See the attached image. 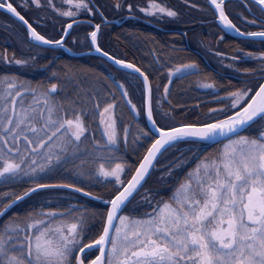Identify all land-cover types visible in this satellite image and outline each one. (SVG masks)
Instances as JSON below:
<instances>
[{
  "label": "snow or ice",
  "instance_id": "6c2138e0",
  "mask_svg": "<svg viewBox=\"0 0 264 264\" xmlns=\"http://www.w3.org/2000/svg\"><path fill=\"white\" fill-rule=\"evenodd\" d=\"M206 3L221 32L258 44L259 50L237 45L231 56L215 53L221 63L231 61L226 66L235 69V83H220L195 60L173 63L174 47L167 54L154 47L147 65L118 58L102 44L112 21L99 0H0V10L20 23L26 46L71 52L65 47L71 37L117 72L126 70L117 79L65 63L63 76L53 71L46 79L55 82L46 83L0 67V264H264V0H242L248 14L259 9L251 19L245 13L234 19L226 0ZM111 7L132 17L180 15L163 0L144 6L113 0ZM31 9L44 15H28ZM48 21L55 36L46 31ZM58 21L66 22L57 27ZM78 28L85 30L73 35ZM38 59L4 49L0 65L23 69ZM249 62L256 66L236 68ZM153 65L167 75L159 96ZM186 76L211 90L214 106L177 117L168 99L171 82ZM141 115L146 123H133ZM201 146L210 150L202 153ZM166 153L171 159L160 164ZM154 171L157 181H171L166 196L145 187ZM138 193L133 207L145 210L134 214L128 209ZM79 198L101 206L72 202Z\"/></svg>",
  "mask_w": 264,
  "mask_h": 264
},
{
  "label": "trees",
  "instance_id": "16d2710c",
  "mask_svg": "<svg viewBox=\"0 0 264 264\" xmlns=\"http://www.w3.org/2000/svg\"><path fill=\"white\" fill-rule=\"evenodd\" d=\"M133 4H139L141 6H144L146 3V0H130ZM163 2H175L170 0H163ZM100 3V2H99ZM113 3V0H107V10L109 13H106L108 18H112V14L114 11H116L114 8L111 7ZM207 12L210 13L208 10L209 7L206 6ZM127 13V10H124ZM28 15L36 16V15H44L43 12H36V10L31 9L28 11ZM10 14H6L4 11L0 10V45L1 43H12V39L10 38V35L8 33L9 25L10 27H17L19 29L20 24L14 19L11 18ZM148 18L154 22L156 21L153 17H145ZM192 21V19L187 20ZM66 22V21H60V23ZM182 22V21H181ZM169 24V23H168ZM167 24V25H168ZM211 24L214 25L215 29L218 30L219 27L213 22ZM137 25H143V26H149L146 23H142L139 21H136L132 18H126L121 24H113L111 26L107 27L105 26V32L107 33L106 39L110 45L113 46L111 48V52L114 54H117L118 58H123L125 55L127 59L129 60H135L138 64H150L153 60V57L150 55L153 48L160 49L161 46H163V52L165 54L168 53L169 49H166V41L164 39L166 32H161L160 30H155V28H150L152 30H142L139 31V29H136ZM208 24H199L195 27L191 28V31L187 34V39L189 41V46L185 49L186 52L182 48H175L176 51L173 52V63H182L186 60H195L200 67L204 70L205 73L212 74L220 83H226L228 80H232L234 83L237 79V73L235 69L227 67L226 63H221L219 59L216 58L215 53L216 52H225L227 54L230 53L229 47L225 45V43H228V39L230 38L228 35L223 38L222 40L218 41L217 37L215 35L211 36V39L209 38H203L205 33V29H201V26H205L207 29L209 27ZM148 29V28H147ZM206 29V30H207ZM19 29V33H20ZM77 30H85L83 28H78ZM15 31V30H14ZM22 31V30H21ZM144 31H151L156 36L154 37L151 32H144ZM209 31L212 32V29L210 28ZM218 32H216V35ZM124 41V43L122 42ZM182 42H178L175 39L173 41L178 42V44H183V39L181 37ZM69 41V38H68ZM67 41V42H68ZM236 44L239 45L242 48H247L248 50H259L258 45H251L252 43L250 41H246L243 38H236ZM123 43V44H122ZM251 43V44H249ZM72 50L75 51H81L85 50L82 46H76L73 47ZM172 48V47H171ZM211 49V51L209 50ZM1 51V48H0ZM45 51H51L49 48H45ZM204 56H202V54ZM234 54L233 52H231ZM213 55V56H212ZM92 60L94 62H92ZM96 61H99L97 63ZM67 63L71 66H74L77 70L79 69H90L95 74H107L108 72H113L117 74V79H120L123 77L126 73L125 70H120L117 72V68L114 67L112 64H110L108 61L102 60L100 56L94 55V54H83V55H70L67 53H64L61 56V60L59 62L54 63L51 67H48L45 72V77L43 80H45L46 83L55 82L53 80L46 79L50 76V74L55 71L58 76H63L64 73V67L63 65ZM256 65L254 63H238L236 64V68H242V67H255ZM0 67L8 68V69H21L18 66H6V65H0ZM37 67V65H30L27 68H23L22 70H33L32 68ZM153 67H157L153 65ZM36 71V70H34ZM231 72V73H230ZM231 74V75H230ZM234 74V75H233ZM91 78V77H89ZM154 78H158L160 81V89L157 95L161 94L163 92V83L168 82L167 81V75L164 69H159L157 67L156 73H154ZM32 80V79H29ZM133 91V102L137 104L139 107L141 105V100L139 96L135 93V90ZM154 91H155V84H154ZM211 90L208 89H201L197 86L195 83V76H186L183 78H173V81L171 82V88H170V94L168 99L171 100L172 104L171 107L177 109L176 115L179 117L181 113L183 112H190L192 115H195V111L200 110L202 111L204 108L212 107L211 103H209L210 95L209 93ZM58 96H63V93H58ZM200 102L202 104L201 109H195L194 106L197 104V102ZM162 105L165 109L169 107L167 101H162ZM119 112L123 114V117L125 121L129 119V110L124 107L123 105L120 106L118 109ZM157 119H160L159 114H157ZM91 120V117H86V123ZM139 122L141 126L145 124V119L143 115L137 116L136 120L133 122ZM96 129V124H92V130L89 131L88 135L92 136L93 132ZM99 132H95L96 136H99ZM129 143H131V137H129ZM171 149L169 150V152ZM128 156L130 159L134 158V154L131 152L128 153ZM169 153L165 154L164 158H161L160 164H164L166 160L170 159ZM160 176V172L152 173V175L148 178L145 187H154V183L157 180V177ZM161 182V181H157ZM3 189H0L2 191ZM93 191H102L100 188L93 189ZM141 192H143V189H141ZM139 198V193L137 194V197L133 198V201L131 204H129V209L132 210L135 214L139 211H144L145 209L139 208V207H133L136 204V200ZM74 203H85L88 207H100L101 204L98 201H90L87 198H79L77 200L72 201ZM16 209H13L15 211ZM126 210V211H128ZM8 215H11V212L8 213ZM4 219H7V217H4Z\"/></svg>",
  "mask_w": 264,
  "mask_h": 264
},
{
  "label": "flooded vegetation",
  "instance_id": "af4514ba",
  "mask_svg": "<svg viewBox=\"0 0 264 264\" xmlns=\"http://www.w3.org/2000/svg\"><path fill=\"white\" fill-rule=\"evenodd\" d=\"M170 1H175V2H169V4H168V2H166V4L168 6L174 8L175 10H177L180 13L178 18L174 19V18L165 17L163 19H159V18L153 17L156 21H158V22H154L148 18H145L146 16H144V14H142V13H139L138 11L135 13V16L132 17V16H129V14L126 13L124 10L123 11H117L116 10L111 15L112 18H108L110 21H112V23L108 24V26H111L113 24H116V25L121 24L126 18L130 17L136 21L146 23L149 25L148 27L143 26V25H137L136 29H139V31L152 30V29H149V27H150L153 29L155 28V30H160L161 32H166V35L164 37V39L166 41V46H165L166 49H170L171 47L182 48L184 50V52H186L185 49L189 46V41H188L186 36L189 33V31H191V28H193V26L195 27L196 25H199V24H205L206 25V23H207L208 24L207 26L209 27V29L210 28L212 29V32L209 31V29H207L205 26H201L200 28L205 29V33H207L206 35H204L203 38L211 39V36H213V35H215L216 37L222 36L223 38H225L228 35L230 38L228 39V43L227 44L225 43V45H227L229 47V49L232 50V51H230V53L228 55L231 56V55L235 54L233 49L235 48L234 44H236V42H237L236 38H238V37L235 35L229 34L226 31H224V32L220 31V26L218 25V22L215 21V18L212 15L211 11H210V13L207 12L206 6H208V7H210V6L206 3V0H189V3H196L201 8L205 9V11H199L197 9H193V8L187 6L183 3V0H170ZM99 2H100V4L104 5L105 12L109 13L107 10V4H106L107 0H99ZM226 7H227L228 11L233 14L234 19H235V13H245L249 16V19L252 18L253 14L255 16L260 15L259 10L257 9L258 7H255V6H253L252 14H248L246 12V9H244L242 7V0H226ZM11 18H13V17H11ZM190 19H192V21H190V22L187 21ZM95 22H99V21L97 20V21H94V23ZM211 22L212 23L214 22L219 27V29L216 30L214 25L211 24ZM59 23H60V21L57 22V27H59ZM19 27H20L19 29H21V26H19ZM106 27H107V25H106ZM241 27L243 30H249V31L257 30L256 28H246L244 25H241ZM7 29H8V33L10 35V38L12 39V43H10V42L9 43L5 42L3 44L1 43L0 54L3 53L4 49H7L9 56H11L12 53L14 52L16 54V57H18V58L23 57V56H28V55H39L40 56V59H38L36 64H35V65H37V67L32 68L33 70H31V71L28 69L22 70V69H8V68H6L10 71H17L25 79H32V81H34V82L43 80L45 77L44 74L46 71L42 70L39 67V65L48 63V61L51 60L53 57L58 58L53 62V64L56 62H59L61 60V56L64 53H66V51L63 48L53 49V48H50L48 46H45L44 48H36L34 45L26 46V42L23 40V38L21 36V32H22L21 30L22 29L20 30V33H19V31H18L19 29H17V27L16 28L15 27H9ZM46 31L49 35H52V36L56 35V32L52 28V22L51 21L47 22ZM82 32H83V30H76L73 32V35H78ZM144 32L149 33L151 31H144ZM216 32H218L217 35H216ZM151 34H153L154 37L156 36V34H154L153 32H151ZM106 35H107V33L104 31V35L102 37V44L106 49L111 50V48H113V46L108 43V41L106 39ZM181 37L183 39V44H178V42H182ZM173 39H175L178 42L173 41ZM122 42L124 43L123 40H122ZM249 44H251V43H249ZM72 45H73V47L80 45V46L85 48V50H81V51H88L87 45H81L79 42H77L76 44H72L71 43V37H69V41L66 43L65 46L68 48H71ZM251 45H253V44H251ZM256 45H258V44H256ZM45 48H49V49H51V51H45ZM72 51H75V50H72ZM75 52H80V51H75ZM231 52H233L234 54H232ZM87 54L98 55L94 52L93 53H87ZM201 54H202V56H204L203 53H201ZM216 58H217V56H216ZM92 62H94V61L92 60ZM96 62L99 63V61H96ZM223 63L229 64V63H231V61L226 59V60H224ZM34 70H36V71H34ZM211 147L214 148L215 145H212ZM209 150H210L209 147L201 146V152L202 153L204 151H209ZM169 153H171L172 155L175 154L172 150ZM170 159H171V157H170ZM159 167H160V165L158 164L157 168H159ZM156 172H158V171H154L153 173H156ZM153 183H154L153 189H159V195L160 196H166L168 194V191L170 190L169 185L171 184L170 180L161 181L160 183L157 182V180H156Z\"/></svg>",
  "mask_w": 264,
  "mask_h": 264
},
{
  "label": "water",
  "instance_id": "95a60500",
  "mask_svg": "<svg viewBox=\"0 0 264 264\" xmlns=\"http://www.w3.org/2000/svg\"><path fill=\"white\" fill-rule=\"evenodd\" d=\"M226 32L227 33H229V34H232V35H235L236 36V34L234 33V32H231V31H227L226 30ZM66 47V46H65ZM66 48H68V47H66ZM65 50V49H64ZM66 53H69L70 55H83V54H87V53H89L88 51H82V52H68V51H66ZM95 53V52H94ZM96 54H98V53H96ZM110 64H112V62L111 61H108ZM113 65V64H112ZM114 66V65H113ZM114 67H118V66H114ZM123 70V69H122ZM126 71V70H125ZM144 119H145V123H146V117H144Z\"/></svg>",
  "mask_w": 264,
  "mask_h": 264
},
{
  "label": "rangeland",
  "instance_id": "374dc122",
  "mask_svg": "<svg viewBox=\"0 0 264 264\" xmlns=\"http://www.w3.org/2000/svg\"><path fill=\"white\" fill-rule=\"evenodd\" d=\"M258 9V8H257ZM259 10V9H258Z\"/></svg>",
  "mask_w": 264,
  "mask_h": 264
}]
</instances>
